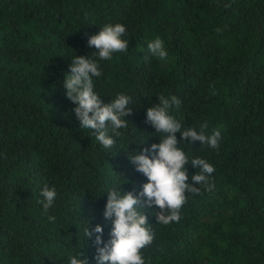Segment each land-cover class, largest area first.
Wrapping results in <instances>:
<instances>
[{"label":"trees","instance_id":"16d2710c","mask_svg":"<svg viewBox=\"0 0 264 264\" xmlns=\"http://www.w3.org/2000/svg\"><path fill=\"white\" fill-rule=\"evenodd\" d=\"M116 23L129 50L101 61L88 39ZM156 37L166 59L147 47ZM76 55L99 64L105 103L131 97L128 126L107 129L111 148L80 128L66 96ZM160 95L180 99L170 114L182 129L207 123L221 139L219 149L180 140L189 159L214 166V187L186 193L179 222L140 209L154 235L145 264H264V0H0V264H69L80 252L96 264L103 244L85 230L102 225L107 243V192L139 195L148 182L129 155L160 142L146 122ZM186 167L191 184L198 170ZM45 187L56 191L47 213Z\"/></svg>","mask_w":264,"mask_h":264},{"label":"clouds","instance_id":"9594fccd","mask_svg":"<svg viewBox=\"0 0 264 264\" xmlns=\"http://www.w3.org/2000/svg\"><path fill=\"white\" fill-rule=\"evenodd\" d=\"M230 7V5H225ZM126 27L121 23L106 24L101 30L88 39V45L94 46L99 60H111L114 53H126L129 50V40L123 39ZM150 52L161 60L167 58L164 41L156 37L147 45ZM102 70L96 60L89 56L76 55L71 59L70 72L65 74L64 88L66 96L74 103L77 118L81 129H89L96 133V139L104 148H111L116 141L109 135L107 129L111 127L114 136H120V129L128 126L127 119L133 109L128 105L131 97L120 94L115 100L105 103L94 90V78L100 77ZM159 103L147 109L146 122L152 125L155 132L163 134L159 143H153L150 148L142 152L129 155V160L135 165L138 172L143 173L148 182L143 185L139 195L134 191L124 193L117 189L108 191L104 217L112 224L110 239L103 241V226L97 224L92 230H85L87 239L95 235L97 248L96 264H145L141 250L150 245L154 235L148 217L140 211L141 208H150L155 205L159 211L156 214L158 223L167 225L179 222L180 210L187 201L186 193H200L196 184L204 185L208 190L214 187L209 177L215 171L214 166L205 159L189 156L180 148V140L190 143L201 142L210 148L219 149L221 131L216 129L211 135H206L203 129L207 123L201 125V131L195 128L182 129V125L170 114L173 107L179 108L180 99L175 96L158 97ZM177 132L182 139L177 138ZM190 138V139H189ZM151 153L149 155L148 153ZM191 163L198 171L191 176L187 165ZM121 188V187H120ZM122 189V188H121ZM45 213L53 206L56 191L45 187L41 191ZM147 197L145 201L143 198ZM54 220L55 217H49ZM84 253L69 258V264H89L88 259H81Z\"/></svg>","mask_w":264,"mask_h":264}]
</instances>
